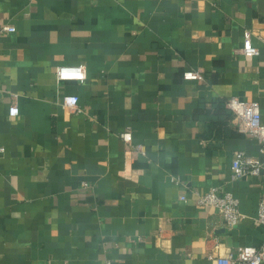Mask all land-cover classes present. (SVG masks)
I'll use <instances>...</instances> for the list:
<instances>
[{
    "label": "crops",
    "instance_id": "crops-1",
    "mask_svg": "<svg viewBox=\"0 0 264 264\" xmlns=\"http://www.w3.org/2000/svg\"><path fill=\"white\" fill-rule=\"evenodd\" d=\"M6 24L0 264H214L264 245V170L231 178L235 152L262 156L225 105L256 101L264 124V0H0ZM245 30L258 56L240 54ZM80 64L83 82L57 84ZM213 188L238 200L236 227L197 204Z\"/></svg>",
    "mask_w": 264,
    "mask_h": 264
},
{
    "label": "built area",
    "instance_id": "built-area-1",
    "mask_svg": "<svg viewBox=\"0 0 264 264\" xmlns=\"http://www.w3.org/2000/svg\"><path fill=\"white\" fill-rule=\"evenodd\" d=\"M15 32V27L10 24L0 26V38L5 34ZM252 32H243L242 48L240 54L245 57H255L259 55V50L253 46ZM86 78V68L83 65L58 66L55 68V80L57 84L77 81L83 82ZM199 73L186 71L183 74L184 80H198ZM16 97V95H15ZM78 97L75 95H61V107L72 113H79ZM225 105L233 115L237 129L240 133L254 138L258 143V151L262 156V161L247 156L243 151L235 152L231 160V178L237 180L247 175H258L264 170V124L261 119L259 103L256 101H243L237 97H230ZM19 113L16 101L8 109L11 117ZM120 139L129 147L134 155L145 156V148L142 144L132 145V133L129 130L119 134ZM195 199L200 206L214 207L228 228L236 227L245 217L239 210L238 200L230 193L219 194L216 188L206 193L194 192ZM180 200L186 201L184 196ZM253 219L259 224L264 225V198L258 203L257 210ZM214 264H264V245L260 247L243 246L238 248L236 254L227 253L226 255L215 256L212 258Z\"/></svg>",
    "mask_w": 264,
    "mask_h": 264
}]
</instances>
